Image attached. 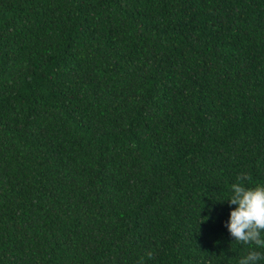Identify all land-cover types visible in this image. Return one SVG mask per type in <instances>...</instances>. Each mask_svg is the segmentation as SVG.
Masks as SVG:
<instances>
[{"label": "trees", "instance_id": "obj_1", "mask_svg": "<svg viewBox=\"0 0 264 264\" xmlns=\"http://www.w3.org/2000/svg\"><path fill=\"white\" fill-rule=\"evenodd\" d=\"M243 173L264 0H0V264H236Z\"/></svg>", "mask_w": 264, "mask_h": 264}, {"label": "clouds", "instance_id": "obj_2", "mask_svg": "<svg viewBox=\"0 0 264 264\" xmlns=\"http://www.w3.org/2000/svg\"><path fill=\"white\" fill-rule=\"evenodd\" d=\"M246 182L247 174L243 173L228 185L223 201L234 207L229 208L224 227L235 241L249 245L236 264H260L264 260V183ZM143 259L139 264H143Z\"/></svg>", "mask_w": 264, "mask_h": 264}]
</instances>
